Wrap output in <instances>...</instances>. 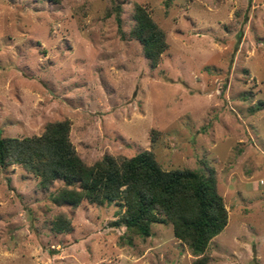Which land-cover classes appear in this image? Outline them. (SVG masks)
I'll use <instances>...</instances> for the list:
<instances>
[{
    "label": "rangeland",
    "instance_id": "374dc122",
    "mask_svg": "<svg viewBox=\"0 0 264 264\" xmlns=\"http://www.w3.org/2000/svg\"><path fill=\"white\" fill-rule=\"evenodd\" d=\"M137 5L165 34L152 68L130 36ZM68 121L92 166L150 151L165 171H212L227 225L208 264H264V0H0V131ZM0 168V264H192L167 221L142 238L116 204H56ZM66 223L59 229L57 222Z\"/></svg>",
    "mask_w": 264,
    "mask_h": 264
},
{
    "label": "trees",
    "instance_id": "16d2710c",
    "mask_svg": "<svg viewBox=\"0 0 264 264\" xmlns=\"http://www.w3.org/2000/svg\"><path fill=\"white\" fill-rule=\"evenodd\" d=\"M59 4L62 0H47ZM130 36L142 47L152 68L168 49L165 34L141 5L135 7ZM70 123H49L40 136L2 137L0 168L21 166L46 188L57 180L63 187L52 195L56 204L76 208L83 202L100 207L116 204L120 218L113 225L146 238L151 226L167 221L173 236L195 257L192 264H208L204 253L227 225V211L216 191V180L200 170H163L150 151L118 163L104 156L87 166L69 137ZM59 229L67 227L57 222Z\"/></svg>",
    "mask_w": 264,
    "mask_h": 264
}]
</instances>
